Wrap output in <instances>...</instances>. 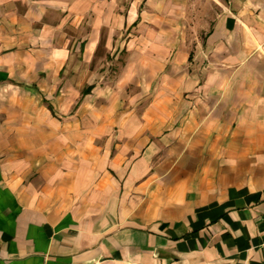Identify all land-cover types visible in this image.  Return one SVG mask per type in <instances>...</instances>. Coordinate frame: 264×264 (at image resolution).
Segmentation results:
<instances>
[{"label":"crops","instance_id":"1","mask_svg":"<svg viewBox=\"0 0 264 264\" xmlns=\"http://www.w3.org/2000/svg\"><path fill=\"white\" fill-rule=\"evenodd\" d=\"M0 264H264V0H0Z\"/></svg>","mask_w":264,"mask_h":264},{"label":"rangeland","instance_id":"2","mask_svg":"<svg viewBox=\"0 0 264 264\" xmlns=\"http://www.w3.org/2000/svg\"><path fill=\"white\" fill-rule=\"evenodd\" d=\"M193 7H195V6H193ZM193 10H195V8H194ZM193 20H195V15H194V14H193ZM192 24H193V22H192ZM193 32H194V35L191 36V37H193V38H189V40L192 39L193 42L195 43V39H196V37H195V31H193ZM210 104H211V103H209L208 105H210Z\"/></svg>","mask_w":264,"mask_h":264}]
</instances>
